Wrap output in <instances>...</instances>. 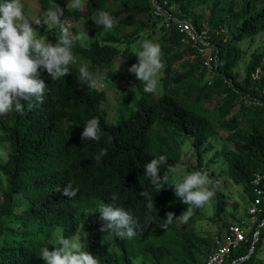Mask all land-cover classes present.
Listing matches in <instances>:
<instances>
[{"label": "trees", "instance_id": "1", "mask_svg": "<svg viewBox=\"0 0 264 264\" xmlns=\"http://www.w3.org/2000/svg\"><path fill=\"white\" fill-rule=\"evenodd\" d=\"M168 1L178 16L198 29L209 30L219 49L220 66L210 83L205 81L208 72L203 64L174 68L189 55L200 57L199 52L186 45L170 47L174 52L167 57L164 85L169 88L191 80L184 99L167 91L161 95L145 93L143 83L129 68L112 69L121 53L119 45L135 43L143 31L140 17L147 16L153 27L159 24L153 19L150 0H85L79 10L68 7L71 0H39L45 11L53 3L64 8L61 20L66 25L83 18L98 34L113 31L100 41L84 45L75 40L74 57L83 62L69 65L70 73L56 81L41 70L48 84L43 103L33 98L34 107H26L23 114L12 111L0 116V141L10 147L7 161L0 160V174L6 181V188L0 187V264H45L39 257L41 248L53 250L58 246L46 240L50 229L61 227L62 236L72 238L82 225L90 230L83 250L99 264H136L140 257L149 264H204L215 241L212 249L209 240L197 231L200 209H194L187 223L174 220L163 229L167 212L179 216L187 206L175 196L171 175L159 192L145 176L144 165L160 155L166 156L167 164L179 162L187 171L191 169L182 158L179 136L191 140L198 167L202 168L204 156L214 151L212 139L220 132H230L223 151L213 159L224 156L229 178L244 187L251 202L254 200V176L264 173V48L252 55L242 81L235 68L243 57L241 43L264 34V0ZM204 8L209 12L195 13ZM99 11L113 17L112 29L94 22ZM127 27L136 28L123 33ZM221 27L230 30L226 41L216 40ZM56 29L55 42L60 35ZM169 34L183 44L175 32ZM82 64L94 75L104 76L103 81L127 79L137 91L135 109L120 121L109 123L106 91L79 84ZM257 70L260 75L254 80L252 75ZM248 99H257L260 105L248 104ZM213 102L215 107L209 109L207 105ZM94 117L99 120L101 139L82 140L83 127ZM102 148L107 154L97 162L95 155ZM167 164L160 167L161 175L167 171ZM69 183L77 190L74 197L63 195ZM144 190L153 197L151 210L148 200L139 195ZM114 193L118 196L115 203L133 215L137 227L134 237L114 238L115 248H110L101 242L106 233L99 231L103 221L95 211L99 201L110 203ZM228 203L227 199L218 201L216 214L221 219ZM263 219L264 205L260 222ZM230 224L224 221L226 228ZM258 230L255 226L247 242L231 256L232 262L247 257L236 264H264L258 256L264 230L251 252Z\"/></svg>", "mask_w": 264, "mask_h": 264}, {"label": "clouds", "instance_id": "2", "mask_svg": "<svg viewBox=\"0 0 264 264\" xmlns=\"http://www.w3.org/2000/svg\"><path fill=\"white\" fill-rule=\"evenodd\" d=\"M84 0H71L69 8L82 9ZM65 9L53 3L42 17L35 21L36 25L58 27L60 35L53 44L42 37H38L33 23L25 16L22 0H0V116H6L12 111L23 114L25 108L34 107L35 101L43 103L47 85L41 77V70L56 81L70 73L69 65L75 63L72 45L79 40V35H73L66 23L62 22ZM105 29H112L114 19L107 11H99L95 21ZM139 51L133 53L138 62L128 69L143 83L145 93H155L158 87V76L165 67L162 62L161 46L158 42L144 39L139 42ZM79 71V84L86 85L89 89L103 87L104 76L94 75L87 65H81ZM26 102V104L24 103ZM100 124L97 118L88 120L81 133L82 140L99 141ZM107 154V149L102 148L95 155L97 162ZM167 164V158L160 155L152 158L144 165L145 176L149 178L159 192L167 184L170 175L174 181L173 191L180 202L187 206L179 216L173 212L166 213V219L161 226L166 229L174 220L187 223L194 214V209L204 208L211 204L215 195L213 182L208 174L199 170L187 172L182 163L167 164V171L161 175L160 167ZM77 190L69 183L63 190V195L74 197ZM140 196L148 200L147 207L151 210L153 197L149 191L144 190ZM117 194L111 196V202L99 201L95 212H99L103 221L99 231L106 233L102 241H113L114 238L131 239L136 235L137 221L133 215L118 206ZM175 217V219H174ZM86 235V234H85ZM57 245L53 250L43 247L39 257L45 264H99L88 251H84L81 238L57 237Z\"/></svg>", "mask_w": 264, "mask_h": 264}, {"label": "rangeland", "instance_id": "3", "mask_svg": "<svg viewBox=\"0 0 264 264\" xmlns=\"http://www.w3.org/2000/svg\"><path fill=\"white\" fill-rule=\"evenodd\" d=\"M85 1V0H84ZM24 5V13L25 16L33 23V27L36 29V33L38 37L44 38L46 41H50L53 44L55 43L57 27H48L46 25H36L35 21L42 17L43 12L45 10L42 9L39 0H22ZM119 3L116 6H118ZM114 7V8H115ZM203 12H209L208 8L198 9L195 11L196 14H200ZM140 28L143 30L137 41L132 44L124 43L120 44L119 48L121 49L120 55L116 58L112 65L113 70L120 69H128L132 64L138 62L135 52L139 51V42L144 39H149L155 42H158L161 46L162 52V62L165 67L162 69L158 76V87L155 92L157 95H161L164 92H168L172 95L177 96L178 98L184 99L186 97V91L188 90L189 85L191 84V80L185 81L182 84H172L169 88H165L164 85V77H165V68L167 65V57L173 54V50L170 47L184 48L185 45L181 44L175 38L170 37L169 32H167L164 28L160 26V24L153 27L151 21H149L147 16H142L138 20ZM69 27V31L73 33V35H79L80 39L76 40L81 44H88L93 41H100L105 35L113 31H105L103 34L96 33L92 27L85 21V19L81 18L78 20H71L67 23ZM138 27V26H136ZM136 27H127L123 33H129L134 30ZM221 31H217L216 40H224L226 41L230 37V30L224 27H221ZM243 51V57L239 63V65L235 68V72L238 75L239 81H242L245 78L247 65L252 57V55L256 52L261 51L264 48V34H260L253 39H246L240 45ZM204 57H195V56H187L184 61L174 65L175 69L181 70V66L183 67L185 64L189 63H200L203 64ZM83 62L80 57H75V63L79 64ZM213 79V74H207L206 82ZM103 87H98L99 90H104L107 93L108 97V105L106 106L107 110V119L109 123H116L120 121L122 118L127 117L136 106V101L138 99L137 91L135 87L127 80H119V81H102ZM194 97V95H193ZM238 102L240 100L238 99ZM209 109H213L215 107V102L207 105ZM1 135V132H0ZM230 132L223 131L217 134L213 139L212 143L214 144V151L207 153L203 158V166L202 168L198 167L197 158L195 155V151L192 147V142L190 139L183 138L179 136V139L182 143L181 151L182 158L185 162H187L191 169L187 172H192L194 170H199L208 174L209 178L213 182V190L215 192L214 197L211 200L210 207L205 206L204 208H200L199 214L197 215V231L200 236L209 240L211 246L213 242L218 238L226 229L224 225V221H227L229 224L233 222H240L245 220L248 209L251 206V198L249 194L244 190V187L241 185H236L229 178V170L228 164L224 158V156H220L217 159H213L217 152L223 151L225 147V140L229 137ZM10 153V147L8 143H2L0 141V160L2 163H5L8 159V155ZM214 160V161H213ZM172 182L174 183L173 179ZM0 187L6 188L5 177L0 174ZM220 199H227L228 206L226 211L222 215L221 219L217 216V204ZM2 203V196L0 194V204ZM62 228H52L50 229L47 237V242L52 243L54 245L57 244V237L62 235ZM89 227L86 225H82L79 232L73 237L81 238V243L83 246L89 238ZM86 234V235H85ZM106 234H103V236ZM105 243L110 248H115L113 243L109 242ZM82 246V248H83ZM213 249V246H212ZM213 251V250H212ZM259 258L264 260V239L261 240V247L259 249ZM136 264H149L144 257H140L135 260Z\"/></svg>", "mask_w": 264, "mask_h": 264}, {"label": "built area", "instance_id": "4", "mask_svg": "<svg viewBox=\"0 0 264 264\" xmlns=\"http://www.w3.org/2000/svg\"><path fill=\"white\" fill-rule=\"evenodd\" d=\"M152 5L153 19L160 24L167 32H175L181 42L199 52L204 57L203 67L209 74H215L220 66L219 49L212 40L210 31L198 29L191 21L178 16L175 7L168 0H150ZM260 70L252 75L254 80L258 79ZM212 83V79L210 80ZM248 104L260 105L257 99H248ZM255 198L247 211L245 220L229 227L215 240L214 250L209 254L204 264H236L245 260L231 261V256L239 251L247 242L248 236L255 226L259 230L254 235L253 247L260 239L261 231L264 230V219L260 222V215L263 213L264 205V173H256L252 182Z\"/></svg>", "mask_w": 264, "mask_h": 264}]
</instances>
